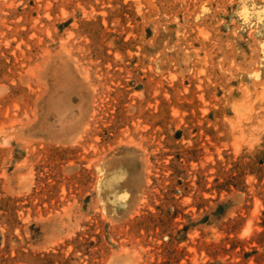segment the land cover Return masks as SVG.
Wrapping results in <instances>:
<instances>
[{"label":"rangeland","instance_id":"obj_1","mask_svg":"<svg viewBox=\"0 0 264 264\" xmlns=\"http://www.w3.org/2000/svg\"><path fill=\"white\" fill-rule=\"evenodd\" d=\"M0 264H264V0H0Z\"/></svg>","mask_w":264,"mask_h":264}]
</instances>
